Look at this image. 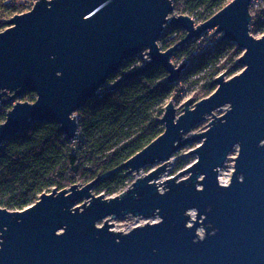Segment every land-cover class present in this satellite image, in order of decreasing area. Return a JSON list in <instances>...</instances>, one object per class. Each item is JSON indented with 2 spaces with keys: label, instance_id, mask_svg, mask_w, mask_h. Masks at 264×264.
<instances>
[{
  "label": "water",
  "instance_id": "1",
  "mask_svg": "<svg viewBox=\"0 0 264 264\" xmlns=\"http://www.w3.org/2000/svg\"><path fill=\"white\" fill-rule=\"evenodd\" d=\"M251 3L232 0L196 25L187 14L170 17L173 0H37L6 22L0 103L27 93L36 99L7 112L0 148L40 123L56 122L67 139L78 138V112L88 102L156 66L176 84L188 67L172 61L177 49L209 30L220 35L217 43L243 51V70L218 76L215 91L188 99L179 115L169 101L160 120L164 132L119 168L138 176L121 194L93 192L116 169L83 186L43 193L22 211L0 206V264H264V35L251 34ZM166 24L187 36L163 51ZM145 50L142 67L109 83L126 62L143 60ZM218 110L225 111L217 116ZM208 117L205 131L186 136ZM194 143L199 146L187 154L196 161L161 180L171 157ZM236 147L234 171L223 184L220 170ZM126 216L159 221L113 230L110 220Z\"/></svg>",
  "mask_w": 264,
  "mask_h": 264
},
{
  "label": "trees",
  "instance_id": "2",
  "mask_svg": "<svg viewBox=\"0 0 264 264\" xmlns=\"http://www.w3.org/2000/svg\"><path fill=\"white\" fill-rule=\"evenodd\" d=\"M33 1L36 0H0V31L5 29L3 19L25 13V8ZM231 1L173 0L175 12L199 16L204 22ZM251 32L264 35V8L254 11ZM186 36L182 29L168 25L159 39L160 47L163 51L168 50ZM228 50V43H209L206 39L204 42L191 41L177 49L174 58L188 61V68L179 82L188 75H200L198 83L201 84L194 95L195 102L215 91V79L223 74V69L228 71L229 77L242 70L233 54L227 58ZM139 63V58L126 62L109 83L125 72L137 69ZM167 77L165 68L156 66L123 83L115 91H108L88 102L78 112V147H71V141L56 122L36 124L26 133L6 140L0 148V206L22 211L33 205L43 193L73 185L83 186L116 169L94 188V193H106L109 197L119 194L132 178L126 170L119 168L164 132L160 120L167 101L175 97L179 87L178 83L168 84ZM35 99L33 93L24 96L26 102ZM12 106L10 102L0 105V125L5 122ZM184 165L182 163L177 169L183 170Z\"/></svg>",
  "mask_w": 264,
  "mask_h": 264
},
{
  "label": "rangeland",
  "instance_id": "3",
  "mask_svg": "<svg viewBox=\"0 0 264 264\" xmlns=\"http://www.w3.org/2000/svg\"><path fill=\"white\" fill-rule=\"evenodd\" d=\"M36 1H33V2L29 3L28 4V7L25 8V10H26L25 12L30 11L33 8V6H34V4H35ZM260 8H264V0H252L251 7H250L252 17L254 15V11L259 10ZM178 15H183V14L177 13V12L174 11L170 15V17L171 16H178ZM12 17H14V16H12ZM191 17L194 20V22L196 23V25H199V24H201V23L204 22V19H202L199 16H191ZM11 18H8L6 20L3 19V24L6 23V22H8ZM168 25L169 24H166L165 27L168 26ZM4 27H5V29H3L1 31L6 30L9 26L6 23L4 25ZM183 31L186 33L185 30H183ZM214 32H215L214 29L213 30H209V31L205 32L201 37H199V38H197L195 40H199V42H202V41L204 42V40L206 39V40H208L209 43L210 42H214V41H216V43H217V39L220 37V35L213 34ZM211 34H213V35H211ZM251 34L254 37H256V38H260V37L263 36L261 33H258V32L257 33L251 32ZM159 46H161V45L159 44ZM228 46H229V50H228L229 52H227V58H228V56L230 54H233L234 59H236L237 62H238V60H239L240 56L242 55L243 51L241 49H239L237 47V45L234 44V43H228ZM204 49L206 50L207 48L204 47ZM147 52L148 51L145 50V57L143 58V60H140V63L137 64V66L142 67L143 64H144V61L149 60V57L147 55ZM225 60H226V58L223 59V62H225ZM173 62H174L175 65L181 66L186 61H184L182 59H175L173 57ZM241 68L243 70V67H241ZM222 72H223V74L224 73L227 74V78L228 79L231 78L228 75V71H226L225 69H223ZM240 72H238L237 74H239ZM199 78H200V75H198V76H195V75L194 76H190V75H188L183 82H179L180 80L178 82H176V84L178 83L179 87L176 88V92L174 93V96L175 97H172L171 100L174 101V104H175V106L177 108L178 115L182 113V104L185 101H187L188 99L194 98V95H195L196 91L198 90V88H199V86L201 84V83H198L199 82L198 81ZM196 79H197V81H196ZM19 101L26 102L24 100V97L17 98L13 102L15 104V103H17ZM169 101H170V99L167 101V104L169 103ZM224 111L225 110H218V111H215V114L217 116H220V115H222L224 113ZM210 120H211V117H208V119L206 121H204V122L200 123L199 125H197L193 129V131L190 134H187L186 136L188 137V136H191L194 133H199V132L205 131L207 129V125H208V123H209ZM78 138L75 139V140H73L71 142V147H78V145H80V141H79ZM198 146H199V143L190 144V145H187V146L183 147L177 153H175L171 157V159L169 160L170 161L169 163H172V164H169L168 170H167L166 174L162 177L161 180H165V179H168V178H171V177L175 176L179 171L182 170V169L181 170H178L177 169L178 166H180L182 163L185 164L184 165V168H187L188 166L192 165L196 161L197 156L196 155H193V154H187V153L193 151ZM237 155H238V148L236 147L234 149V151H232L231 154L229 155V158L225 162V165L223 166V168L220 170L219 179L222 180L224 184L229 183V181L231 179L232 173L234 171V165H235L234 159L237 157ZM157 167H158V164L153 165V166H149L148 169H143V171L141 173V176L149 173L150 171L156 169ZM131 176H132V178L130 179V181H129L128 184H131L132 182H134L136 180V178L138 177V176H135V175H131ZM125 190H126V187H124L122 190H120L119 191V194H121ZM103 194L106 195V193H103ZM119 194H117V195H119ZM117 195H115V196H117ZM105 197L106 198H111V197H109L107 195ZM112 197H114V196H112ZM192 216L195 217V213L194 212H193ZM157 221H159V217H155V218H152V219H148L147 220V219H144L142 217L134 218L132 216H127V217H124V218H118L116 220H112V219L110 220V222L112 224H114V226H113L112 229L115 230V231H121V232L127 231V230L132 229V228H134L136 226H139V225H143L146 222L153 223V222H157ZM199 233L201 235H203V230L202 229L199 230Z\"/></svg>",
  "mask_w": 264,
  "mask_h": 264
},
{
  "label": "bare ground",
  "instance_id": "4",
  "mask_svg": "<svg viewBox=\"0 0 264 264\" xmlns=\"http://www.w3.org/2000/svg\"><path fill=\"white\" fill-rule=\"evenodd\" d=\"M251 24H252V23H251ZM216 29H217V28H216ZM216 29H215V30H216ZM250 30H251V26H250ZM136 58H138V57H136ZM140 60H141V59H140ZM147 61H148V60H147ZM172 61H173V58H172ZM145 62H146V61H144V64H145ZM144 64H143V65H144ZM133 71H134V70H133ZM166 72H167V71H166ZM167 78H168V77H167ZM167 83H168V82H167ZM168 84H169V83H168ZM171 85H174V84H171ZM5 98L7 99L8 96H6ZM14 101H15V100H14ZM170 101H171V100H170ZM7 103H9V102H7ZM10 103H12V105H15V104H16V103L14 104L13 101H10ZM0 105H4V104H1V103H0ZM12 107H13V106H12ZM161 124H162V123H161ZM79 134H80V129H79ZM189 134H190V133H189ZM76 139H77V138H76ZM68 140H69V139H68ZM74 140H75V139H74ZM70 141L72 142L73 140H70ZM141 151H142V150H141ZM135 155H136V154H135ZM135 155H134V156H135ZM148 167H149V166H148ZM148 167H146V168H148ZM146 168H144V169H146ZM184 169H185V168H184ZM183 178H184V177H183ZM220 182L223 183L222 180H220ZM132 183H133V182H132ZM132 183H131V184H132ZM131 184H128L127 187H126V189H127L128 187H130ZM223 184H224V183H223ZM93 192H94V191H93ZM193 212H194V211H191V215L193 214ZM126 217H127V216H126ZM99 224H100V223H99Z\"/></svg>",
  "mask_w": 264,
  "mask_h": 264
},
{
  "label": "built area",
  "instance_id": "5",
  "mask_svg": "<svg viewBox=\"0 0 264 264\" xmlns=\"http://www.w3.org/2000/svg\"><path fill=\"white\" fill-rule=\"evenodd\" d=\"M131 229H129V230H127V231H124V232H128V231H130Z\"/></svg>",
  "mask_w": 264,
  "mask_h": 264
}]
</instances>
